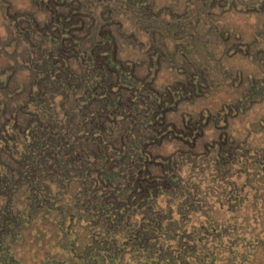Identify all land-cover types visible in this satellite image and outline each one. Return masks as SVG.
Masks as SVG:
<instances>
[{"label":"rangeland","instance_id":"obj_1","mask_svg":"<svg viewBox=\"0 0 264 264\" xmlns=\"http://www.w3.org/2000/svg\"><path fill=\"white\" fill-rule=\"evenodd\" d=\"M164 248L264 264V0H0V264Z\"/></svg>","mask_w":264,"mask_h":264},{"label":"trees","instance_id":"obj_2","mask_svg":"<svg viewBox=\"0 0 264 264\" xmlns=\"http://www.w3.org/2000/svg\"><path fill=\"white\" fill-rule=\"evenodd\" d=\"M47 122H50V120H48ZM49 127H50V124L49 123H46V124L44 123L43 125H40V131H41L40 132V136L37 134V136H38L39 139L44 138V137H45V139L47 138V133H48L47 129ZM50 135H51L52 141H54V139H53V135L54 134H52V132H51ZM28 165L29 166L28 167L26 166L25 171L32 173L33 171L38 170L37 169L38 166H37V163L36 162H32V163L30 162V163H28ZM8 225H10V224H8ZM171 246L173 247L172 244H171ZM159 255H160V257L158 258V263H155V264H160V263L161 264H164L165 262H166V264H174L173 261H175L176 259H179V256H180V254L175 255V251L172 252L168 248H167V251L164 248L163 252L162 253H159ZM187 259H188V255L184 258V260H182V262H184V261L186 262ZM188 262H189V259L187 260L186 264Z\"/></svg>","mask_w":264,"mask_h":264}]
</instances>
